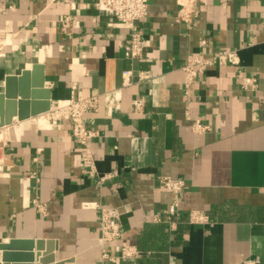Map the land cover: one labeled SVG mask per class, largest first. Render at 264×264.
Listing matches in <instances>:
<instances>
[{
    "label": "crops",
    "instance_id": "crops-1",
    "mask_svg": "<svg viewBox=\"0 0 264 264\" xmlns=\"http://www.w3.org/2000/svg\"><path fill=\"white\" fill-rule=\"evenodd\" d=\"M196 2L186 23L177 21V0H149L137 22L144 54L129 59L130 30L94 0H0V93L24 69L35 82L36 63L51 91L49 110L0 124V246L32 240L35 253L43 239L41 258L51 251L65 264H264V0ZM221 50L236 51L239 62L207 66L187 95L186 60ZM245 76L258 79L256 88H243ZM91 95L101 103L84 116L96 132L90 148L97 171L115 174L103 182L83 173L72 120L51 113ZM135 98L144 111L133 110ZM196 120L208 128L198 130ZM166 176L186 188L169 192ZM176 200L172 225L166 217ZM85 202L118 210V239L101 243L102 212ZM193 211L207 222H190ZM123 245L140 255L103 256Z\"/></svg>",
    "mask_w": 264,
    "mask_h": 264
},
{
    "label": "built area",
    "instance_id": "built-area-1",
    "mask_svg": "<svg viewBox=\"0 0 264 264\" xmlns=\"http://www.w3.org/2000/svg\"><path fill=\"white\" fill-rule=\"evenodd\" d=\"M95 6L102 12L110 13L114 17V23L116 26L128 28L130 30V38L125 47V56L129 59L140 58L144 54L145 41L143 32L137 26V22L144 19L149 12V0H94ZM179 4V10L177 15L178 22H190L192 18L197 15V2L196 0H177ZM239 62L237 52L234 50H221L212 56L195 55L189 57L183 64L182 69L185 72V89L186 94H190L192 84L196 81L197 77L204 72L207 66L212 65H226L229 63L236 64ZM132 70H125L124 77L125 83L127 78L131 77ZM141 79L149 77L148 72L139 73ZM243 88H256L258 85V79L255 76H245L241 80ZM109 97V96H107ZM110 98V97H109ZM107 105L109 108H117L118 104L115 102V98L107 99ZM101 103L100 95L91 96H77L71 97L69 102L60 107L51 110L54 120H72V135L78 144L82 147L81 154V167L85 174L90 177L98 178V182H103L108 178L111 179L115 174L107 173L100 174L97 171L96 159L90 148V140L95 136L96 132L91 130L84 120L85 113L88 111H98ZM132 108L136 112L144 111L145 102L141 98H135L132 100ZM196 128L198 130L207 129L206 124H202L198 120L195 121ZM3 129V128H2ZM1 130V128H0ZM162 183L165 188L174 194H178L180 191L186 188L184 180L174 178L171 176L162 177ZM179 202L176 200L170 206V213L166 217L168 221L175 224V218L177 216V207ZM86 207H98L102 212V222L100 226V240L103 245L118 239L122 234V225L119 219L118 210L115 208L102 207L99 204L85 202ZM189 220L192 223L207 222L208 217L199 211H193L189 215ZM155 221H161L160 218H156ZM140 249L137 246L123 245L118 251L109 253L105 248L103 250V256L117 261L120 259L136 258L140 255ZM252 264L257 262L252 261Z\"/></svg>",
    "mask_w": 264,
    "mask_h": 264
},
{
    "label": "water",
    "instance_id": "water-1",
    "mask_svg": "<svg viewBox=\"0 0 264 264\" xmlns=\"http://www.w3.org/2000/svg\"><path fill=\"white\" fill-rule=\"evenodd\" d=\"M33 69L39 75L35 82L30 81V70L28 69H24L21 74H13L6 77L5 91L0 93L1 125L11 124L14 116L18 117L19 120H23L51 108V91L44 88L45 75L42 71V66L36 63ZM30 105H32V108H30ZM45 242L43 239L37 240L35 253L31 252L33 249L32 240L12 239L9 243H3L0 246L4 250L1 264H35V260L48 264H65V260L57 261L55 255L50 254L51 251L49 249L50 252H47L41 258V250L44 248ZM49 243L51 245V242ZM17 249L28 251L15 252Z\"/></svg>",
    "mask_w": 264,
    "mask_h": 264
},
{
    "label": "bare ground",
    "instance_id": "bare-ground-1",
    "mask_svg": "<svg viewBox=\"0 0 264 264\" xmlns=\"http://www.w3.org/2000/svg\"><path fill=\"white\" fill-rule=\"evenodd\" d=\"M47 116H40L39 117V122H40V124L41 125H45V124H47ZM18 129H19V127H18ZM17 130V129H16ZM5 130L3 129V130H0V142L1 141H3V139H4V137H6V134H5ZM10 134V133H9ZM7 137H8V135H7ZM2 147V146H1Z\"/></svg>",
    "mask_w": 264,
    "mask_h": 264
},
{
    "label": "rangeland",
    "instance_id": "rangeland-1",
    "mask_svg": "<svg viewBox=\"0 0 264 264\" xmlns=\"http://www.w3.org/2000/svg\"><path fill=\"white\" fill-rule=\"evenodd\" d=\"M48 119H49V117H48ZM4 138H6V137H4ZM3 140H4V139H3ZM1 142H2V141H1ZM1 142H0V143H1Z\"/></svg>",
    "mask_w": 264,
    "mask_h": 264
}]
</instances>
